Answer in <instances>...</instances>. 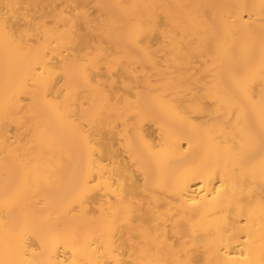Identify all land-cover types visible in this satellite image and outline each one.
<instances>
[{
    "label": "bare ground",
    "instance_id": "6f19581e",
    "mask_svg": "<svg viewBox=\"0 0 264 264\" xmlns=\"http://www.w3.org/2000/svg\"><path fill=\"white\" fill-rule=\"evenodd\" d=\"M0 264H264V0H0Z\"/></svg>",
    "mask_w": 264,
    "mask_h": 264
}]
</instances>
